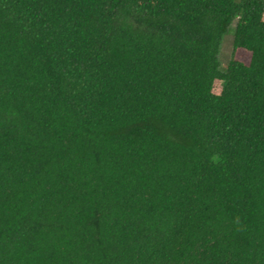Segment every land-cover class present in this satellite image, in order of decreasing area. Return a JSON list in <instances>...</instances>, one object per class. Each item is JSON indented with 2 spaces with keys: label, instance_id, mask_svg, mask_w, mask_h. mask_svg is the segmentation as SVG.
<instances>
[{
  "label": "trees",
  "instance_id": "1",
  "mask_svg": "<svg viewBox=\"0 0 264 264\" xmlns=\"http://www.w3.org/2000/svg\"><path fill=\"white\" fill-rule=\"evenodd\" d=\"M0 264H264V0H0Z\"/></svg>",
  "mask_w": 264,
  "mask_h": 264
},
{
  "label": "rangeland",
  "instance_id": "2",
  "mask_svg": "<svg viewBox=\"0 0 264 264\" xmlns=\"http://www.w3.org/2000/svg\"><path fill=\"white\" fill-rule=\"evenodd\" d=\"M231 54H232V34H229L228 36L225 37V40L220 49L219 60L221 62L222 67H225L227 65ZM235 58L238 61L247 63L249 59V54L242 50H239L236 51Z\"/></svg>",
  "mask_w": 264,
  "mask_h": 264
}]
</instances>
